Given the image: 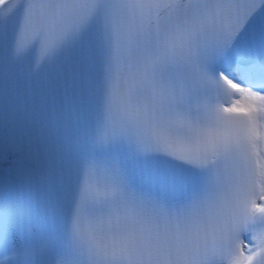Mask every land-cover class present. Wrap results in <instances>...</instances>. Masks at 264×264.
Returning <instances> with one entry per match:
<instances>
[{
	"label": "snow or ice",
	"instance_id": "6c2138e0",
	"mask_svg": "<svg viewBox=\"0 0 264 264\" xmlns=\"http://www.w3.org/2000/svg\"><path fill=\"white\" fill-rule=\"evenodd\" d=\"M0 264H264V0H0Z\"/></svg>",
	"mask_w": 264,
	"mask_h": 264
}]
</instances>
